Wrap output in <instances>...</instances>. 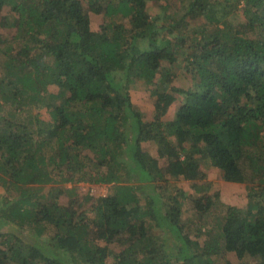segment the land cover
<instances>
[{"label":"trees","instance_id":"1","mask_svg":"<svg viewBox=\"0 0 264 264\" xmlns=\"http://www.w3.org/2000/svg\"><path fill=\"white\" fill-rule=\"evenodd\" d=\"M0 27V264H264V0H0ZM181 59L188 89L163 70ZM204 162L251 195L202 238L183 215L218 209Z\"/></svg>","mask_w":264,"mask_h":264},{"label":"rangeland","instance_id":"2","mask_svg":"<svg viewBox=\"0 0 264 264\" xmlns=\"http://www.w3.org/2000/svg\"><path fill=\"white\" fill-rule=\"evenodd\" d=\"M160 3H152L150 4V8L152 13L156 12V10L159 8ZM2 14L9 16H14L11 6L5 7ZM239 18L235 19V22L238 21ZM105 22V18L102 15H95L92 14V26L94 29L98 30L100 29V26L103 25ZM200 21L197 22H190L189 25V32H193L196 28L199 27ZM188 32V30H187ZM188 32V33H189ZM0 35L5 36L6 32L2 30L0 27ZM187 49V48H186ZM193 49H187L186 51L183 50L184 57H187V55L192 52ZM186 52V53H185ZM1 63V62H0ZM179 64H181L180 67H171L167 62L164 63L163 70L166 71H172L174 73V83L173 85L177 88L181 89H188L190 86H192V75L190 73V68L188 66L187 62H184L183 59L179 61ZM178 68V69H177ZM49 93L52 94H58L59 88L55 85H50L48 87ZM130 94L132 97V101L134 105L147 117V119H151V115L153 113V100L151 99L150 91L148 88L141 83H135L132 85V88L130 89ZM180 108V100L173 104L171 106L170 112L167 114L166 119H174L176 116V113L178 109ZM39 114L41 119L50 121V115L46 109L39 110ZM6 116V115H5ZM155 144H148L146 146L147 149H155ZM204 166L206 168H209L208 171V177H207V183L209 193L213 195L215 198H217L218 202V209L213 210L210 214L205 216L204 218H201L199 214L196 215V213L193 210V203L191 200H188L184 205V215H183V222L189 225L188 229L193 231L191 234L192 237L196 234H199V231L201 230L202 238L205 237V232L217 230L218 220L223 215V212L221 211L224 207L227 206H234L239 208H246L250 199V188L245 183H230L227 182L224 178L223 171L212 167L208 165V163L204 162ZM73 185H66L65 187L71 188ZM76 189L82 193H87V191H90L89 196L93 198H99L106 196L108 192L110 191V186L106 185H96V186H90L89 184H77ZM176 187L178 189H182L185 191L194 192V190L191 189V186L188 182L180 181L177 182ZM194 194V193H193ZM195 196V194H194ZM81 202L84 204V199H81ZM191 225V226H190ZM32 237H34L32 234H30ZM200 235V234H199ZM204 236V237H203ZM38 241V243L41 244V241H39V238L34 237ZM115 251L120 250L121 247L118 245L112 246ZM231 257V256H230Z\"/></svg>","mask_w":264,"mask_h":264}]
</instances>
